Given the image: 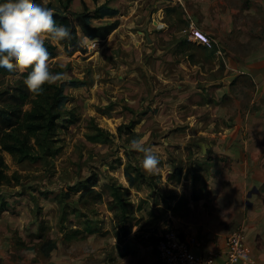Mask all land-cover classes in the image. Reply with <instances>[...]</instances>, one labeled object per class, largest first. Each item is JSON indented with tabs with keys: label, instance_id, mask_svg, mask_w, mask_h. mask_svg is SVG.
<instances>
[{
	"label": "rangeland",
	"instance_id": "rangeland-1",
	"mask_svg": "<svg viewBox=\"0 0 264 264\" xmlns=\"http://www.w3.org/2000/svg\"><path fill=\"white\" fill-rule=\"evenodd\" d=\"M43 2L117 27L48 60L60 116L40 158L0 152V264H158L170 230L207 252L256 226L264 251V0ZM22 78L1 72L0 93Z\"/></svg>",
	"mask_w": 264,
	"mask_h": 264
},
{
	"label": "trees",
	"instance_id": "trees-1",
	"mask_svg": "<svg viewBox=\"0 0 264 264\" xmlns=\"http://www.w3.org/2000/svg\"><path fill=\"white\" fill-rule=\"evenodd\" d=\"M37 2L44 3L43 0H37ZM45 5L51 7L49 4ZM53 16L57 23L69 26L71 37L63 41H51L46 37L45 46L49 51L48 60L57 56L59 45L64 46L68 51L81 49L79 27L85 36L102 39H105L117 27L116 23L91 25L87 21L88 15L70 11L68 2L64 4L63 13L53 12ZM26 74V72L23 73V77ZM60 94L61 88H57L53 83H46L43 85L42 92L33 94L23 83V78L17 80L16 84L9 90L2 91L0 93V152L7 151L18 156L19 160H38L40 156L34 154L31 142L33 139L38 140L39 134L44 135L45 138L50 137L60 116V113L55 110ZM134 125V122H131L129 125L120 126L119 130L124 131L127 128H133ZM47 151L48 148L44 150V152ZM3 166L4 161L0 156V179L4 177ZM153 240L156 243L158 241V239ZM48 243L47 254L54 248V243L47 241L45 245Z\"/></svg>",
	"mask_w": 264,
	"mask_h": 264
},
{
	"label": "clouds",
	"instance_id": "clouds-1",
	"mask_svg": "<svg viewBox=\"0 0 264 264\" xmlns=\"http://www.w3.org/2000/svg\"><path fill=\"white\" fill-rule=\"evenodd\" d=\"M46 37L51 41L71 37L69 26L54 20L51 7L37 0H0V72H26L23 83L33 94L42 92L43 85L59 75L49 69ZM129 144L144 154L141 166L146 171L157 168L159 157L151 146H145L139 137Z\"/></svg>",
	"mask_w": 264,
	"mask_h": 264
},
{
	"label": "built area",
	"instance_id": "built-area-1",
	"mask_svg": "<svg viewBox=\"0 0 264 264\" xmlns=\"http://www.w3.org/2000/svg\"><path fill=\"white\" fill-rule=\"evenodd\" d=\"M200 247L195 237L175 230L164 233L156 243L160 264H249L250 250L241 230L232 232L221 250L205 252Z\"/></svg>",
	"mask_w": 264,
	"mask_h": 264
},
{
	"label": "crops",
	"instance_id": "crops-1",
	"mask_svg": "<svg viewBox=\"0 0 264 264\" xmlns=\"http://www.w3.org/2000/svg\"><path fill=\"white\" fill-rule=\"evenodd\" d=\"M74 4L72 6V3H70L69 10L71 9L73 11H76L75 9L78 8V6H76V3H74ZM63 10H64V8H63ZM57 13H60V12H57ZM255 190L257 191L256 188H255ZM256 191H254V192H256ZM262 216L264 218V214ZM253 229H254V232H252L251 230H248V237H247V234L245 233L247 246L250 250L249 264H264V251H261V249H259V248L255 249L254 247H251V245H250V241H251V238L253 237V235L260 233V232H258V229H259L258 227L254 226ZM246 232H247V230H246Z\"/></svg>",
	"mask_w": 264,
	"mask_h": 264
},
{
	"label": "water",
	"instance_id": "water-1",
	"mask_svg": "<svg viewBox=\"0 0 264 264\" xmlns=\"http://www.w3.org/2000/svg\"><path fill=\"white\" fill-rule=\"evenodd\" d=\"M254 191H256V190H254ZM251 195H252V191L249 193V195H248V196L250 197Z\"/></svg>",
	"mask_w": 264,
	"mask_h": 264
}]
</instances>
